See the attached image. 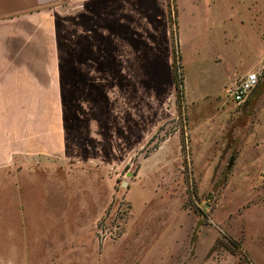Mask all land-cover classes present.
I'll list each match as a JSON object with an SVG mask.
<instances>
[{
    "label": "rangeland",
    "instance_id": "obj_1",
    "mask_svg": "<svg viewBox=\"0 0 264 264\" xmlns=\"http://www.w3.org/2000/svg\"><path fill=\"white\" fill-rule=\"evenodd\" d=\"M60 1L0 7L3 76L51 84L0 101V264H264V0Z\"/></svg>",
    "mask_w": 264,
    "mask_h": 264
},
{
    "label": "crops",
    "instance_id": "obj_2",
    "mask_svg": "<svg viewBox=\"0 0 264 264\" xmlns=\"http://www.w3.org/2000/svg\"><path fill=\"white\" fill-rule=\"evenodd\" d=\"M141 1V0H140ZM60 1V9L61 11L63 9H67L69 7H82L83 14L81 15V12H79V8L76 10V19H80V17L83 19L82 28L85 29L84 34L85 35H95L94 30V24H90L88 22V25L84 22V16L86 14H95L93 17L97 19V21L100 22V20H106L107 18V25H100V33H103V29L105 28L108 30L109 34L111 31L119 30L121 32V35L124 30V35H129L131 32L125 31V29L122 28V24L126 20H128V17L121 15L120 13L124 12L127 13L126 8L131 4L132 0H65V2ZM3 0H0V7H2ZM96 9L98 11H96ZM107 12V13H105ZM142 14V13H141ZM71 15L68 17L66 16L65 20L66 22L70 19ZM64 17V16H61ZM2 17H0L1 19ZM64 21V19H61V21ZM71 21V19H70ZM122 23V24H121ZM99 24V23H98ZM80 25V23H79ZM120 26V27H118ZM123 29V30H122ZM87 31V32H86ZM3 52V46L0 45V53ZM4 72V62L3 57L0 56V101H4L6 99H21V98H27L34 102L36 101H46L49 99L50 94L47 90L51 89L50 82L47 83H41L33 77H27V78H19V77H12V78H6L3 76ZM49 83V84H48ZM27 111L35 114L34 108H29ZM44 115H46L45 109L43 111L41 110ZM3 159V158H2ZM10 179H16L18 181L20 175L14 174L8 176ZM19 184V183H18ZM14 184V185H18Z\"/></svg>",
    "mask_w": 264,
    "mask_h": 264
},
{
    "label": "built area",
    "instance_id": "obj_3",
    "mask_svg": "<svg viewBox=\"0 0 264 264\" xmlns=\"http://www.w3.org/2000/svg\"><path fill=\"white\" fill-rule=\"evenodd\" d=\"M258 82V73L250 71L242 76L237 82L227 87L225 93L231 101L237 104H243L247 101L251 92L256 88Z\"/></svg>",
    "mask_w": 264,
    "mask_h": 264
},
{
    "label": "trees",
    "instance_id": "obj_4",
    "mask_svg": "<svg viewBox=\"0 0 264 264\" xmlns=\"http://www.w3.org/2000/svg\"><path fill=\"white\" fill-rule=\"evenodd\" d=\"M170 3V1H169ZM174 57H173V62H172V66H173V83H174V88L176 90V98L178 103L182 102L183 100V77H181L180 75V68L181 66H179L178 64H176L177 62V58H179L178 52L174 51L173 52Z\"/></svg>",
    "mask_w": 264,
    "mask_h": 264
}]
</instances>
